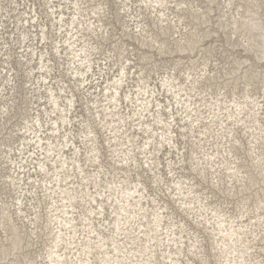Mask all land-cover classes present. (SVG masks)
<instances>
[{"label": "bare ground", "instance_id": "bare-ground-1", "mask_svg": "<svg viewBox=\"0 0 264 264\" xmlns=\"http://www.w3.org/2000/svg\"><path fill=\"white\" fill-rule=\"evenodd\" d=\"M92 1L96 2L98 0ZM215 1L209 0V3L216 4ZM12 2L15 4L13 10L19 9L22 5L19 1L12 0ZM123 2L125 3L126 1L123 0ZM133 2L134 0H128L125 3V8L131 11V3ZM142 2L147 8L154 9L155 12L161 14V22L171 21L176 23L177 21H183L182 19L185 14L181 12L179 13L182 15H178L179 19L177 21L170 20L169 16L171 15L168 14V16L165 13L167 9H171L169 7V0H142ZM225 3H227L228 9L232 10L235 7L236 14L228 12L230 14L229 17L227 13L223 12L222 14H224L225 18L223 20L219 18L218 32L219 30L226 32L230 28L234 34H242L246 49L253 52L257 58L263 59L264 0H226ZM48 4H51V13L57 14L55 23L60 25L59 29L61 33H66L63 36L64 40L58 41L53 47L56 54L61 59L63 58V54L68 57V70L72 71V76H74L77 82H81V85L85 89L88 87L99 89L98 93L97 91L94 92V100H91V102L95 105L94 108L97 110L96 113L100 124H102V128L105 129V141L108 143L112 160L115 162V165H119L114 166L113 164L114 172L117 173L118 179L112 182L104 181V177L113 173L106 168L102 160V143L99 141L98 130L84 115H82L84 119L79 120V115L74 114L79 107L75 93L70 89V85L55 87L56 83L66 84V82L60 80L61 78L58 80L57 76L53 74L55 66L53 59L49 56L54 54L49 50L37 52L38 49L35 45H46L47 40L50 38L47 24L38 25L41 30L40 33L36 34L38 36L36 43L31 38V30L25 28L20 31V28H18L23 37V40L18 41L21 43V48L22 44H27L25 47L28 46V49H30L27 57L32 54L38 60L39 65H37V68L42 80L38 81L39 87H34V91H39L44 84L50 86L47 88L49 90V94L46 97L47 100L39 104L41 109L37 111H39L38 118L42 112L46 113L50 118L51 126L49 130L51 133L43 137L40 133L41 131L34 130L35 126H30L27 123L24 129H26V133H31L29 138L34 141L35 149L25 152L26 147H24L21 150H17L19 156L13 152L15 154L13 158L11 157L13 150H10L9 154L1 150V153L8 160L6 162H9L12 158V163L15 165L13 167V164H11L14 174L11 172L13 175H8V178L13 185L18 186L16 200L18 202H9L8 206V203L2 199L3 196L1 197L2 192L0 193V204L2 203L1 206H3L0 216V226L5 234V242L8 241L5 244L0 233V264H19L21 256L25 257L24 260L28 258V253L24 249L31 244L27 240V233L23 231V220L19 218L22 213L24 222H28V224L33 226L30 236H34L38 240V236H42L43 234L44 238H47L45 241L46 252H44L46 256L38 254L36 260L38 258L42 260V262L38 260V264H159L161 257L165 261L162 264H195L192 257H198L203 262L211 264L210 256L217 258L220 264H260V261H255L257 259L255 248L259 247L264 250V246H258L256 243L259 235L264 231V222H262L264 217L258 212L255 215L249 214L250 208L246 209L249 195L242 200L245 212L242 210L238 216H228L227 213L219 211L216 206L214 208L210 207V202L205 203V200L208 198H201L198 193L199 191L195 189L200 186L199 183L192 184L193 180H190V182L183 181L182 178H179L180 175L175 178L174 176L178 175L176 172H180L182 168L176 170L174 165H181L180 167H182L186 161L191 160L190 163L193 170L198 171L204 178H207L205 172H207V167L210 166L214 170L212 172V176H214L212 179L214 180L213 184L221 192L223 191L221 186L225 181V177H227L229 179L227 181L231 185L229 188H226L229 193H238L242 196V194H245L244 192L251 190L252 187H256L255 191L257 193L258 190H261L264 194V153H257L260 145L264 144V142H260V140L264 139V132L262 129L263 125L260 124L258 117L259 114L264 113V101L256 100L248 94L244 96L243 100L232 98L225 101L222 98H216L215 101L205 100L204 103H200L201 100H194V95L188 93V90L197 92L196 90L200 88L199 84L201 80L210 79L209 73L207 74L205 70L196 75L190 72L188 79H191V86L185 85L183 81H179L178 75L168 76L163 79L162 86L165 87L166 92L176 98L177 105L181 106L180 110L183 111L184 109L183 114L186 113V115L180 120L182 124H184L185 119L188 121V124L178 127L176 126V116L178 114L174 113L176 105L174 106L171 102L169 105H164V100L159 99L161 95L160 89H149L146 86V77L139 75V80L143 81L144 84L141 85L138 82L136 91L129 94L126 93L123 98L121 89L123 86L128 85L130 69L132 70L133 66L135 67L131 60H127L129 61L128 64L124 63L121 65L117 70V74L114 75V81L106 80L100 82V77L93 80L88 76L89 72H94L93 51L97 50L98 46L95 45V42H92L93 40L87 39L85 32L91 31L90 33L96 35H99L97 31H100L101 34L109 33V27L104 22L105 18L103 19L110 8H108L106 0L92 6L91 13L93 17L90 16L91 13H85L87 8L83 7V3L79 0L73 2L75 11L72 13V17L69 18L66 17L65 9H69L70 7H64L61 3L57 5L56 0H48ZM176 5L180 7V11L183 10L181 7L184 5L183 2L176 3ZM0 8L4 9L2 3L0 4ZM195 9L197 10V8ZM206 10L208 11L202 10L201 14L199 12L202 20H198V28L202 21L204 24L211 26L210 22L213 16L211 18L210 14L214 13V6L210 5ZM24 13H27V11ZM29 13L28 17L19 19V22L26 21L31 27L36 28L37 25L34 23L39 22V15L37 13L34 15L31 12ZM131 14L130 16H132ZM142 14L141 11L138 16L133 15V20L131 19V21H134L140 32H146V35L148 34L149 37H152L151 41L158 44L160 53L178 52V49L182 53L187 51L188 53L195 52L202 40L218 33L207 28V31L203 34L200 32L199 34L197 24H194V20H192L190 24L194 25L189 30L187 36L185 35L184 44H179V48L173 49L169 47V43L165 42L167 40L163 42L160 40V42L158 41L159 39H154L153 33L155 31L152 32V29H146L150 27V24L146 26L142 25L143 21L140 20L141 17L139 20L137 18L142 16ZM143 15L145 16V14ZM196 18L200 19L199 16H196ZM168 24L164 26L161 23L162 27L160 26V29H162L161 31L164 35L168 34L170 30ZM157 37L159 38L158 35ZM151 41H144V44H151ZM153 43L151 44L152 46H154ZM5 55H8V53H5ZM246 59L249 61L251 58L246 57ZM26 60L31 62L32 58H27ZM7 61L4 60L0 63V76L3 75L5 70L3 63L6 64ZM192 64H198V62L194 60ZM237 64L238 66L233 68L232 71L227 72V74H236L242 70V66H245L243 72L246 79L251 80L256 76L258 70L254 67L253 62L249 63V65L247 64L248 66L246 62L241 61H238ZM105 65L108 66V62ZM111 67H108L110 71ZM192 68H196V66H192ZM34 69L31 70V73L34 72ZM144 71L145 68L142 67L137 73H144ZM6 75H10L9 78H3L11 83V90L16 88L18 85L13 78L12 69H7ZM240 75L238 74V76ZM258 78H260V72H258V76L254 80H258ZM54 80L57 81L55 84H53ZM106 83L107 85L103 86ZM126 101L132 106L129 112H126V110L130 106L124 107ZM101 108L104 112L99 111ZM168 109H170V120L164 118V110L167 111ZM87 110L93 116L91 108L88 107ZM261 110H263L262 113L260 112ZM7 111L9 109L5 110V112ZM74 118H77L78 121ZM129 119L130 121H128ZM37 123L39 127H44L42 122L38 121ZM77 123L85 127L84 131H81L82 135L78 136L74 134L72 129H69V127H75ZM216 125L220 127L221 133L214 134L213 127ZM236 125H240V127L244 126L245 129L251 130L249 133L250 137L253 138L250 141L252 145L251 151L253 154L257 153L255 158H253L256 160L254 170L257 173H255L256 171L248 170L244 164H240V158L233 153V148L236 150V146L233 144H241L240 138L236 135ZM195 127L198 128L195 129ZM132 128H134V131H131ZM175 128H180L181 132L189 130L188 133H193L191 135L192 138L194 140L197 139V143L194 144L196 147L206 140V143L210 145L209 148L206 147L207 144H203L200 146L203 149L201 152L202 156H199L196 150H191L194 157H187L183 149L178 147L177 137L186 138L188 134L187 132L177 134ZM195 133H198V136ZM77 137L84 144V151L82 146L78 145L76 141ZM140 137H142V140H137ZM211 138L213 139L212 141L210 140ZM216 138L218 140L222 139V141H218ZM255 143H259V146L255 147ZM165 144L170 149L177 148L179 156V161L174 165L173 160L167 163L169 171L172 174L170 178H175L173 180L175 188L168 187V189L173 191L171 194L174 196L176 202L180 203V207L183 208L184 212H187L189 215L193 214L194 218L201 219H197L196 221L193 218L196 223L199 225L205 223V225L210 226L206 229H212L213 232L214 241L213 248H211L215 251L213 255L206 254L208 251L205 253V244L203 245L202 243L205 238L198 236V232H193L192 236L195 235L194 238L185 236L186 233L190 234V230H187L186 227L189 222L175 221L174 213L171 211L169 203L164 201L161 204L163 199L158 200L147 193V184L145 185L140 179L143 175L137 169H140L143 165L138 156L142 155L144 164L148 170L154 173L155 182H163L160 167L161 159L158 157V154L164 149ZM227 144H230L229 148L226 146ZM221 146L225 148L228 154L233 153L238 162L230 161L225 157L220 150ZM30 152L32 153L29 156ZM69 152H72V156L69 155ZM22 155H25V157L21 158ZM19 157L24 161V164H26L25 159L28 161L31 159L37 160L39 162L38 168L34 167V162H32L28 169V166L20 164L22 161H16L17 159L15 158ZM250 166L253 165L251 164ZM132 167L136 168V175L139 179L137 183L135 182L134 186L130 184L128 186L125 183H129L128 179L131 175L129 173L133 171ZM25 177L30 180L32 179V182H28V179ZM184 180L189 181L188 178H184ZM103 181L106 185L103 184ZM234 182H239V186H235ZM29 185L31 186L30 189L28 188ZM36 189L42 190L44 193L42 196V192H40L42 206H44V198L51 200L48 210H44L46 212L44 218L40 211L41 200L39 199L40 196L38 197ZM234 189L236 190L233 191ZM35 198L36 200H32ZM26 201H28V204ZM10 206L11 208H15L18 214L17 218L23 224V230L16 223L13 217L14 209L11 210ZM263 206L264 200H260V204L256 206V211H260L259 209L263 208ZM108 207L111 209V214L108 213ZM26 208H32V212L29 209L31 213H28L27 216L26 213L29 211ZM210 215L212 216L210 217ZM259 225L262 226L263 230L256 233V230L260 228ZM250 233L254 238L249 236ZM186 237H189V244L186 241ZM263 240L264 237L259 239V241ZM182 257L186 258V260H183ZM28 262H32V259L30 258Z\"/></svg>", "mask_w": 264, "mask_h": 264}, {"label": "rangeland", "instance_id": "rangeland-1", "mask_svg": "<svg viewBox=\"0 0 264 264\" xmlns=\"http://www.w3.org/2000/svg\"><path fill=\"white\" fill-rule=\"evenodd\" d=\"M15 1H19L20 3H22L21 7H19V9L17 10H13V8L15 7V4L12 2V0H0V4L2 3L3 8H4V9L0 8V60H1L0 63L4 60L6 61L9 60L7 61L6 64L3 63V66H5V70L3 72V75L0 76V193L2 192L1 193V197L3 196L2 199L8 203V206H9V202H13V203L18 202L16 201L18 186L13 185L11 183V180L8 178V175L14 174V172L12 171L13 168H11V164H13L12 158L15 155L13 154V152L17 154V150H21L24 147H26L25 152L29 150L33 151L35 149L34 141H32L29 138L31 133H26V129H24L26 124L29 123L30 126L34 125L35 128L33 129L34 130L37 129L41 131L40 133L43 135V137L51 133V131L49 130L51 126L50 118L48 117L46 113H43V112L41 113V116L38 118L39 111H37L41 109V107H39V104H42L47 100L46 97L49 94V90H47V88L50 86L44 84V86L41 87L39 91H34L33 89L34 87L36 88L39 87L38 81L42 80V77L38 73L39 72L37 68V65H39L38 60H36V57L33 56L32 54L27 57V54L30 51V49H28V46L25 47L27 44H24V45L22 44V48H21V43L18 42V41L23 40V37L20 34V31L27 28L31 30L32 32L31 38L34 39V43H36L37 38H38L36 34L40 33V30H41L40 26H38L40 24H47L50 38L47 40L46 45H43V46L42 44L35 45V47L38 49L37 52H40L41 50L43 52L49 50L51 53L54 54L52 56H49L53 59V64L55 66L53 74L57 76L58 80L61 78L60 80L65 81L66 84L64 83L55 84V82H57L55 80L53 81V84H55V87L70 85V89H72L73 92L75 93V98L77 100V105L79 107L77 111L74 112V114L79 115V118H78L79 120H81L83 118L82 115H84L98 130L99 141L100 143H102L101 146L103 147V148L101 147L102 149L101 151L103 153L102 160L105 163L106 168H108L113 173L111 175L108 174L106 177H104L105 178L104 181L112 182L115 179L117 180L118 179L116 176L117 173L114 172L113 164L114 166H119V165L118 164L115 165V162L112 160L111 152L108 148V143L105 141V138H106L105 129L102 128V124H100V120L96 113L97 110L94 108L95 105H93V102H91V100H94V96H93L94 92L97 91L98 93L99 89L97 90L96 88H89V87L85 89L84 86L81 85V82H77L74 76H72V71L68 70V67H69L68 57L65 54H63V58L61 59L59 55L56 54L53 48L58 41H63L64 40L63 36L66 35L65 32L63 34L61 33L59 29L60 25L55 23L57 14L54 15L51 13V8H50L51 4H48V0H15ZM74 1H77V0H56L57 5L61 3L64 7L65 6L70 7L69 9H65L67 18L72 17L73 15L72 13L75 11V9L73 8ZM79 1L83 3V7L87 8V11H85V13L87 14V13H91L92 6H94L95 4L97 5L99 2H103L104 0H98L96 2L92 0H79ZM106 1L108 3V8L110 7L109 11L111 13L107 11L108 13L106 12V14L108 16L107 15L104 16L103 19L105 18L104 22H106L107 27H109L108 28L109 33L101 34L100 31H97L99 35H96L94 33H90L91 31L85 32L87 34L86 35L87 39L89 38L90 40H93L92 42L93 43L95 42V45L98 46V49L93 51L94 52L93 58H94V63H95L94 72L91 71L88 73V76L91 79L95 80L96 78L100 77V82H104L106 80L114 81L115 79L114 75L117 74V70L121 67V65L124 63L128 64L129 61L127 60H131L133 65H135V67L133 66L132 70L130 69L131 72L129 74L130 78L128 79L129 81L128 85L123 86V88L121 89L123 98L126 93L129 94V93H133L134 91H136L137 89L136 85H138V82L141 85L144 84L143 81L139 80V75L141 77L142 76L146 77L145 82H147L146 86L149 87V89H156V90L160 89L161 95L159 99L164 100L163 101L164 105H169L170 102L173 103L174 106L176 105V107L174 108V113L180 116V118L176 116V119H177L176 126L178 127L188 124V121L185 119L184 124H182L180 120H182V118L186 115V113L183 114L184 109L183 111L180 110L181 106L179 104L177 105L176 98H174V96H172L170 93L166 92L165 87L162 86L163 79L167 78L168 76L178 75L179 81H183L185 85L191 86L190 85L191 79H188V74L190 72L196 75V74H200L202 70H205L207 74L209 73L210 76L209 75L207 76H209L210 79H204V80L202 79L203 81L201 80V83L199 84L200 88L196 90L197 92H192L188 90V93H191L192 95H194L193 96L194 100H201L200 103H204L205 100L215 101L216 98H222L225 101L232 99V98H238V99L243 100L244 96L248 94L253 96L254 99L256 100L264 101V58L263 59L257 58L253 52L246 49V46L244 45L245 43L243 42V39H242L243 38L242 34H239V33L234 34V32L230 30V28H228L226 32H224L223 30H219L218 32L219 21L225 18L223 16L224 14L222 13L224 12L228 14V12H233L234 14H236L235 7H233L232 10L230 8L228 9L227 3H225L226 0H216L215 1L216 4L214 3L210 4L209 0H182V1L181 0L180 1L179 0H175V1L169 0L170 1L169 7L172 10L167 9L165 13L167 15L168 14L171 15V16L168 15L170 20L177 21L179 19L178 15L185 14L182 19L183 21H177L176 23L171 22V21L161 22L160 21V19H162L161 14L158 12H155L154 9L147 8L143 4L142 0H134V2L131 3V11L125 8V3L128 2V0H124L126 1L125 3L123 2V0H106ZM179 2L184 3V5L181 6L183 8V10L181 11H180V7H177L176 5V3H179ZM210 5L214 6V9H215L214 13L212 12L210 14L211 18L213 16L212 21L210 22L211 26H208V24H204L202 21L200 22V25H199L200 29H199L198 20H202L201 19L202 16L200 14L203 11H208L206 10V8H208V6ZM175 7L177 8L175 9ZM194 8H197V10L196 9L194 10ZM25 11H27V13H24ZM141 11L146 16L145 17L142 14V16L137 17L138 20L140 17L142 18V19L140 18V20L143 21L142 25L144 24L146 26L150 24V27H147L146 29H149V30L152 29L153 30L152 32L155 31L156 34L153 33L154 39L155 40L159 39L158 41L161 40L162 42L167 40L165 42H167V44L169 43V47L173 49H176V47L179 48L181 44H184L183 42H185V38L187 34L189 33V30L191 29V27H193L194 24H197L199 34L200 32L203 34L208 29H211V31L213 30V32H218V33L214 34L213 36L209 38H206L205 40H202L200 42L201 48L200 46H197V49L195 52L188 53L187 51V52L182 53L178 49V52L160 53L158 49V44L153 43L151 41L152 37H149L148 34L146 35L145 34L146 32L145 33L140 32L137 29L134 21H131V19L133 20V15L138 16L141 13ZM29 12H31L32 15L36 13L39 15V22L34 23L35 25H37L36 28L31 27L29 23H26V21L19 22V19H24L25 17H28L27 15H30ZM169 12L170 13L172 12V13L170 14ZM179 12H181L182 14ZM130 14L132 16H130ZM90 16L93 17L92 13ZM196 16H199L200 19L196 18ZM228 16L230 17V14H228ZM192 20H194V24H190ZM161 23L164 26H166L167 23H169L168 26L170 30L168 31V34L166 35L162 34V31H161L162 29H160L162 27ZM53 24H55V26H53ZM18 28H20V31L18 30ZM184 28L185 29L187 28L188 31L187 29L185 30ZM157 35L159 36V38L157 37ZM146 38L148 42L150 40L154 44V46L151 45L152 43L145 45L144 41H147ZM6 42L8 43L6 44ZM28 42L30 41L28 40ZM24 50L26 51L23 52ZM22 52H23V55H22ZM5 53H8V55H5ZM246 57L251 58V59H249L248 61ZM27 58H32V61L28 62L26 60ZM244 58L247 61H245ZM194 60H196L198 64H192ZM238 61L246 62V65L247 64L249 65V63L253 62L254 67L258 70V72H260V78H258V80H254V78L258 76V72H257L256 76H254V78H252L251 80L246 79L244 77V72H243L245 70V66H242V70H241L242 72L238 71L236 74H233V75L227 74V72L232 71L233 68H236L238 66L237 64ZM106 62H108V66L105 65ZM191 65L196 66V68H192ZM108 67L112 68L111 71L110 69H108ZM142 67L145 68L144 73L138 74L137 71L139 72L140 68ZM7 69H12V74H14L13 78L18 85L16 88L12 90H11V83H9L7 79L3 78V77L9 78V76L11 75V74L6 75ZM33 69H34V72H32L33 73L32 74L31 70ZM238 74H241V75L238 76ZM106 85L107 83L103 84V86H106ZM127 105H129L130 107L129 109L126 110V112H129L132 106L128 101H126L124 104V107L125 108L128 107ZM88 107L91 108V112L93 116L89 114V111L87 110ZM7 109H9V111L5 112V110ZM170 109H168L167 111L164 110L165 119L170 120L171 118V115L169 114ZM99 111L104 112L102 108L99 109ZM260 112L262 113L263 110H261ZM205 115H208V114H205ZM258 117L260 119V124L263 125L262 129L264 132V113L261 115L259 114ZM74 119L78 121L77 118H74ZM38 121L42 122L44 127L42 128L39 127V124L37 123ZM128 121H130V119ZM22 126L23 128H21ZM217 126L218 125L213 127L214 134L221 133L220 127H217ZM129 127L131 128V126ZM84 128L85 127L83 125H80L79 123H77L76 126L73 128L69 127V129H72L74 134H76L77 136L82 135L81 131H84ZM196 128L198 127H195V129ZM236 129H237L236 135L240 138L241 144L232 143L234 146H236L235 147L236 150H234L233 148V153H235V155L238 156V158H240V162H239L240 164H244L245 166H247L246 168H248V170L250 169L255 172L256 170H254L255 168L254 164H256V160L253 158H255V155L257 153H262V152L264 153V146H263L264 144L262 146L260 145V149L259 150L257 149V153L253 154L251 151L252 145L250 143L251 139L253 138L250 137L249 135L251 130L245 129L244 126L240 127V125L239 126L236 125ZM175 130L177 131L176 132L177 134L186 133V132L188 134L186 138L181 137V136L180 138L177 137V140H178L177 145L178 147L183 149V152L186 153L187 157L188 156L194 157L191 150H196L199 153V156H202L201 152L203 151V149L200 148V146H202L203 144H207L206 146L207 148H209L210 146L209 143H206V140H205L201 144H199L198 147H196L194 144L197 143L196 142L197 139L194 140L192 138L191 135L193 133H188L189 130H186V132H181L180 128H175ZM62 131L64 132V130ZM131 131H134V128H132ZM195 134L198 136V133H195ZM140 135L144 136L143 134H140ZM141 138L142 137L138 138L137 140L141 141L142 140ZM61 139L64 141L63 138ZM210 140L212 141L213 139L211 138ZM216 140L218 139L216 138ZM220 140L222 141V139ZM76 141L78 142V145L82 146V149L84 151V148H85L84 144L80 141L79 137L76 138ZM260 142H264V139L260 140ZM165 145L166 146L164 147V149H162L160 154H158V157L161 159L160 167H161V174L163 176V182H158V183L155 182L156 178L154 176V173L148 170V168L144 164L142 155L138 156L139 159L141 160V164L143 165L140 169L139 168L137 169V171H140L143 175L142 176L143 178L140 177V179L142 180V182H144L145 185L147 184L146 185L147 193L157 198L158 200L163 199L161 204H163L164 201H167L169 203L171 211H173L174 213L175 221L181 220L182 222H186V223L189 222L186 227H187V230H190L189 231L190 234L186 233L185 236H189V237L191 236L192 238H194L195 235L192 236L193 232H198V236H200L201 238H205L202 243L203 245L205 244L204 245L205 253L208 251L206 254L213 255L215 252L214 250L211 249L213 248V241H214L212 229H206L210 226L205 225V223L201 225L196 223L198 218H194L193 214L189 215L187 212H184L183 208L180 207V203L176 202L174 196L171 194V192L173 191L171 189L169 190L168 187L175 188L173 180L177 176L180 175L179 178H182L183 181H186V182H190V180H193L194 182H191L192 184L196 182H197L196 184L199 183L200 186L196 187L195 189L199 191L198 193L201 196V198H205V199L206 197L208 198L207 200H205V203L210 202L209 203L210 207L214 208V206H216V208L219 211L223 213H227L228 216L230 215L238 216L240 214V211L245 209L243 208L242 200H244V198L247 197V195H249V198L247 199L248 201L246 202L247 204L246 209L250 208L251 213L249 212V214L255 215L256 212H258V213H261L262 216L264 217V206L263 208L259 209L260 211L258 210L256 211V206L260 204V200H264V194L263 192H261V190H258V193H259L258 194L255 191L256 187H252L251 190L244 192L246 196L245 194H242V196H240V194L238 193L237 194L229 193V191L226 190V188H229L231 185H229L230 183H228L229 179L225 177V181L221 186V188H223V191L221 192L213 184L214 180L212 179L214 178V176H212V172L214 170H212L210 166L207 167V172H205L207 178L202 177L198 171L193 170V167L190 163L191 160L186 161V163L183 164L182 167H180L181 165L176 166L174 164L179 161L177 148L170 149L167 144ZM229 145L230 144H227L226 146L229 148ZM254 146L258 147L259 143H255ZM184 148H186V150H184ZM1 150H3V152H7V154L11 152L10 150H13L11 152L12 158L11 160H9V162H6L8 160L5 158V155L1 153ZM220 150L222 151L223 155L227 157L230 161L238 162V159L236 158V156H233V153L228 154L225 151V148L222 146L220 147ZM31 153L32 152L29 153V156L31 155ZM71 153L72 152H69V155L72 156ZM17 156H19V154H17ZM186 156L185 158H187ZM23 157H25V155L21 156V158ZM7 158L9 157L7 156ZM21 158L19 157L15 159H17L16 160L17 162H21L22 161ZM25 160H26V164H24V161H22L20 164L28 166V169H29L30 164L34 162V167L38 168L39 162L37 160L36 161L33 159H31L30 161H28L27 159ZM170 160H173V165L175 166L176 170H180V168H182L180 172H176V174L178 175L174 176L175 178H170L172 174L170 173L169 167L167 166V163H169ZM251 164L253 166H250ZM14 166L15 165L13 164V167ZM91 169L93 170V168ZM132 169L133 171L129 173L131 174L128 179L129 183H125V184H128V186L130 185L134 186L135 182L137 183L139 179L138 176L136 175V172H137L136 168L132 167ZM11 172H13V174H11ZM255 173H257V171ZM184 178H188L189 181L184 180ZM104 181H103V184H105ZM28 182H32V179L31 180L28 179ZM239 184H240L239 182H234L235 186H239ZM28 188L30 189L31 186L29 185ZM235 190L236 189H234L233 191ZM36 191H37L38 197L40 196V192H42V196L44 195L42 190L36 189ZM200 192H202V194H200ZM232 194H234V196H232ZM42 196H40L39 198L41 200V203H40L41 210L40 211L44 218V216H46V212H44V210H48L49 203L51 202V200H46V198H44V206H42ZM32 200H36V198ZM26 202L28 204V201ZM32 203H35V202H32ZM1 204H0V216L2 213V207H3L1 206ZM46 204H48V206H46ZM13 209H14L13 217L16 220V223L19 225V227L22 230H23V224H24L23 231L27 233L28 235L27 240L31 244L24 249L28 253L27 255L28 258L24 260L25 257L23 258L21 256L19 259L20 260L19 264H38V260H40V258L36 260V257L38 256V254H40L41 256L42 254H44V252H46L45 241L47 240V238H44L43 234H42L43 237L38 236V240H36L34 236H30V232H32L31 230L33 226L31 224H28V222H24L23 213L21 214V216H19V218L23 220V224H21V220L17 218L18 214L15 211V208H11V210ZM29 209H31V212H32V208H26L27 211H29ZM31 212L30 211L27 212L26 216L28 215V213H31ZM108 213L111 214V209H109V207H108ZM211 216L212 215H210V217ZM193 218L196 219V221ZM0 220H1V217H0ZM198 220H201V219L199 218ZM262 222H264V220H262ZM28 228H30V230H28ZM191 228L193 229V231ZM262 230L263 228L262 226H260V228L256 230V233H259ZM0 233L3 237L2 239L3 242L7 244L8 241L5 242V234L3 233V230H1V226H0ZM249 236L254 238V236L251 233L249 234ZM189 237H186L187 239L186 241H188L187 242L188 244L190 243ZM261 237H264V231L261 232V235H259L256 241L258 246L260 245L264 246V242H263L264 240L259 241ZM255 251H256L255 256L257 257L255 261H260V264H264V250L259 247H256ZM44 256H46V254H44ZM44 256H42V258H44ZM189 256H192V255H189ZM30 258L32 259V262H28ZM182 258L183 260H186V258L184 257ZM192 258L195 264H209V263L203 262L198 257H192ZM209 259L210 261H212L211 264H220V261L217 260V258H215L214 256L212 257L210 256ZM34 260H36V262H34ZM40 262H42V260H40ZM162 262L164 263L165 261H163V258L161 257L159 264H162Z\"/></svg>", "mask_w": 264, "mask_h": 264}]
</instances>
